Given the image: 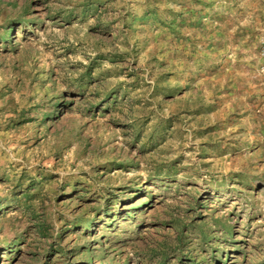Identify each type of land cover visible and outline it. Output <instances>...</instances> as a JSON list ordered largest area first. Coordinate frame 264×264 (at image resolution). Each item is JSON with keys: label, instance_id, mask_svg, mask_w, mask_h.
<instances>
[{"label": "rangeland", "instance_id": "obj_1", "mask_svg": "<svg viewBox=\"0 0 264 264\" xmlns=\"http://www.w3.org/2000/svg\"><path fill=\"white\" fill-rule=\"evenodd\" d=\"M0 264H264V0H0Z\"/></svg>", "mask_w": 264, "mask_h": 264}]
</instances>
